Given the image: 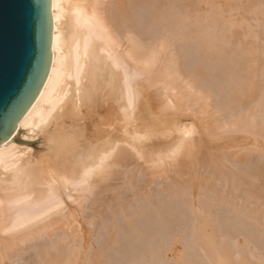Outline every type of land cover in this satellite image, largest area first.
<instances>
[{
    "label": "bare ground",
    "instance_id": "obj_1",
    "mask_svg": "<svg viewBox=\"0 0 264 264\" xmlns=\"http://www.w3.org/2000/svg\"><path fill=\"white\" fill-rule=\"evenodd\" d=\"M250 1L251 2L248 1L247 4H245L247 5L246 10H249L253 14V17L263 15L264 3L258 4L256 0ZM215 4H218V2ZM224 4L225 3H223L222 5ZM132 6L135 7V9L137 8L136 12L140 11L141 9L142 11H144L143 9L145 7L146 11L149 14H157L158 17L161 14L169 16L168 20L165 22V25L170 30L171 38L173 37V39H175L176 37L179 38L180 41L182 39L184 42H191V44L192 42H194L197 44L204 45L206 57L212 62L211 65L205 68H201V70L198 69L197 73H195L193 77L191 75L190 78L188 75V77H186L187 80L183 79L185 77V74L182 72V69L178 67L175 61V56L177 57V55L174 56L172 52V50H175L171 48L174 44L171 46L172 43L170 45L169 43H167L168 45L163 43L158 47L155 43H152L150 45L147 44L145 46L143 44V41L141 40L143 37L140 35V33L138 35H140L142 38L140 39L139 37H137L139 20H133L132 18V15L134 14L133 11V14H131L130 12V8ZM153 6L156 8V11ZM194 6V0H50V14L52 20L50 68L42 85V88L34 99L33 103L30 105L25 114L20 118V120L16 123V129L8 137L6 143L0 147V237H3V235H9L11 239V241H7L9 240V238H7L6 236L5 239L2 238L3 242L7 241L8 243H10H6L5 245H7V247H4V251H0V260H2L1 258L4 259L5 256L8 257L10 254L12 255V253H14H7L6 251L8 249L9 251H13L14 246L18 249V246L15 245V241L17 242L19 240H16L18 236V238H20V241L23 239V242L21 241V244L26 242L28 243V241L29 244H31V239L27 240L30 237L33 239L32 235H30L29 237V233L33 234L34 231L36 232L33 227L35 225L40 224V222L45 223L42 226L39 225L37 228L35 227V229L39 230V234H37L38 237L39 235L40 237H46V235H50V230L51 232L55 231L53 230L54 228L51 229L53 222L50 221V218L52 216L55 218L59 215L61 216V212L63 210H61V208L63 204L64 195H67V198L69 197L66 192L70 189L71 191H77L76 189H78L82 191L83 194L86 193L87 196L91 192L92 193L90 195H93L94 192L92 190L96 189L97 185L100 184L105 186L108 183L110 184L112 182L110 181V178L115 174L111 176V168L114 169L116 167L118 168L119 165H123L128 160L129 155H131V153L129 152H135L136 156L138 155L140 158H145L144 155H146V157L150 158V161L152 160L155 166L162 165L164 163V160L167 158H180V160L181 158H187L186 160H188L191 154L188 145V143H190V141L188 142L190 136L189 138H186V136L188 134H191V131L193 129H191L192 125L188 126L189 124H183V121L186 120L187 116L182 114L189 111L190 108H188L187 106L193 104L191 103L193 102L192 98H194V100H196V102L198 103L197 99H203V96H207L208 98H211L212 101L216 100V102L220 103V106L222 107H216L217 113H220L217 116L218 120H215V123L216 121H218L215 127L220 124H222L224 127L227 122L230 123L231 126L235 127L237 129L236 131H241L242 133L249 132V134L251 133L250 131L252 129L259 128V132L262 133L261 136L264 137V114L258 115V112H251V108L256 105V103H264V58H261L262 54L259 55L258 51H256L257 49H253L251 46H248L247 43H244L245 45L242 43H237L240 38L244 39L243 36H250L248 32L251 25L246 23L248 21H242L236 22L234 25L229 27L230 25L228 26L226 23V20L228 18L226 20H224L225 18H222L224 15H221L222 17H220V15L210 16L212 18L207 16H201V18L194 17L193 15L195 13V9L199 8L198 6L194 8ZM166 9H168V12L166 11ZM228 9L230 10V8ZM165 11L168 13V15L165 13ZM186 14H188L187 16H190V18H192L189 20L190 24L189 21H186L189 18H186V23L183 21V16H185ZM230 17L231 15L229 16V18ZM257 17H254V19L256 20ZM163 18L164 16H162V19H160L163 20ZM250 19L252 18L250 17ZM240 20H243L242 17L240 18ZM258 20L259 18L257 19V21ZM155 24L157 25L156 22ZM163 25L164 24H160L159 26ZM215 25H219L220 29L218 30L217 27L216 30V28H214ZM262 25L264 26V24H261V26ZM255 26H257V24ZM239 29H244L245 32H247V34L249 35ZM250 33L253 34L250 37L255 38L254 33ZM262 36H264V34ZM167 38L168 37L164 39L166 40ZM182 42H180V44ZM236 44L237 46L234 47ZM232 47H234L235 49H233ZM220 60L227 61L226 66H228L227 69L229 71V80L225 77L227 81L225 80L223 82H220L219 84L212 83L208 72L212 70L211 66H213V64L215 63H218V61ZM156 66H159V68H157ZM152 88H155L156 91H162L161 101H159L161 103L158 113L154 112V108L150 105V94H152ZM185 99H187L188 102L182 104L181 100ZM157 101H154V104H157ZM182 102L184 103L186 101ZM165 103L170 105L164 107L163 104ZM151 104H153V102H151ZM201 106L203 105L201 104ZM239 107L244 108L245 112L243 115H238V117L233 119L234 115L232 114V112H234V110ZM222 111L225 112V117H223ZM214 113L215 110L212 114ZM213 124H211L213 127L211 129L214 130ZM173 133L177 134V138L172 141V143L167 144L168 142H163V140L159 143L158 136L163 137L166 134ZM35 134L40 136L41 138V149L38 153H35L33 155L23 154L26 149L20 147V145H17L16 142L22 145H28L29 143L24 140L34 137ZM244 135L247 136V134ZM253 136L254 135H252V137ZM17 137L20 138V141L17 140ZM155 137H158L157 141L159 144L156 142L158 144H156L157 149L155 145V148L153 147ZM256 138H259V136ZM191 142V144L194 146L193 141ZM255 142L256 141H253L254 144ZM260 142L263 141H261L260 139ZM261 144L263 145V143ZM259 148L256 147V151L257 149L258 151H260ZM262 149H264V147ZM194 151L193 153H195ZM262 152L264 153V151ZM193 158L194 157L192 156V159ZM249 158L250 157H247V154H240L235 160L237 164L240 163V165L242 166H240L239 170L242 174H244L243 177L239 176V178L237 176V178L238 182H240V187L246 186L248 190L253 193V195H251L252 198L257 201L260 200L259 197L257 198L258 193L256 192L257 194L254 196L255 193L253 191L256 190V188L259 186L262 187L264 190V164L262 163L264 160L261 161L259 159L260 167H249L251 163L245 167V163ZM232 159L233 158H231V160ZM194 160H191V162ZM249 161L250 160H248V162ZM152 162L150 163L152 164ZM210 162H213V160L211 161V158ZM254 162L255 161H253V163ZM177 163H175V165H177ZM230 164L231 163H229V165ZM229 167L226 169H230ZM118 170L120 169L118 168ZM216 170L218 173L222 172L220 168H216ZM115 171H117V169ZM230 171L232 172V170ZM218 173L216 174L218 175ZM232 173L233 174L230 177H232L234 181H237V178L235 177L236 173L234 174V171ZM219 176H221V174H219ZM197 183L198 184H196V186L198 188V192L204 191V193H206L207 195L205 199L203 198L204 201L207 198L208 200L212 198L210 200V204L211 202L215 201L214 203L218 202L219 205H222L221 207L224 206L225 209H223L221 212L234 215V222H231L236 227H242L243 222H241V220H243V217L241 216L243 214V211H239L240 208L237 209L234 205L235 203H233L232 205L231 202L233 200L230 202V204L226 201V199H224L223 193L215 192L212 187H205L203 186L204 184H200L199 181ZM100 185L98 186L99 189L101 188ZM187 187L188 186H186V188L182 187L183 189H180V193L182 191L183 193H185L186 196L189 197ZM189 187L191 188V186ZM169 192L171 195L170 190ZM246 192L248 193V191ZM109 193L107 192V194ZM180 195H178V197ZM88 197L91 198V196ZM171 197L173 198L172 195ZM260 197L262 199L264 198L262 196ZM84 198L86 199V197H83V199H79L84 200ZM151 201L148 200L145 202H149L148 205L144 204V207L148 208H146V210H148L146 217L148 219H155L154 217L158 219L159 216H161V209L159 207V204H157L156 202L153 203ZM199 201L198 203H196V209L192 208L193 212L197 211L196 218L199 221V224H201L199 225L197 223L198 221H196V234L201 237V240L206 241L210 239L209 236L217 234L216 232L219 230H215L216 228L214 229V227L216 226L214 224V226H212L211 222L207 220L208 213L205 214L206 212H204L203 205L201 207L199 205ZM96 202L98 201L96 200ZM218 203L216 204L218 205ZM100 206L104 208H109V206L104 204L102 201L100 203ZM208 208L210 209V206ZM124 209L125 208L123 204H120V207L116 211L117 213H120L121 211H124ZM139 209H141V207ZM143 210L141 209L140 211L143 212ZM135 212L136 216L133 215L135 219H133L131 223L129 222V225H122V229L120 228V231L118 232L115 231L111 234L106 232L110 235H107L109 236L110 241L109 242L107 238V242H109V247L114 246L115 241L117 239L116 236L118 237L119 234H124L123 236L129 235L126 234L128 233V230L129 233L131 232V234H134L135 236H140L141 238L139 239V237H134L138 240V242L136 243L135 241L137 240H133V237H124V244L127 246V248L129 247V250L134 249V247L137 248L140 246L139 244H142V251H144V245H147L148 241L150 242L153 240L151 239L154 237L155 234L153 231L156 230L158 224L157 227L154 224H150L149 220L147 221V218H145V216L141 218L142 212ZM56 214L59 215L56 216ZM259 215L260 213L258 212V216ZM226 216L229 217V215ZM243 216L245 215L243 214ZM255 218H257L256 214ZM248 220H251L252 222V218L250 219L248 217ZM253 220H255L254 216ZM46 221H48V223H46ZM50 222L52 223V225L50 224ZM56 222L54 221V225L58 224V221ZM145 222H147L148 224H144ZM151 222L153 223V221ZM141 224L143 226L145 225V227H143ZM54 225L53 227L56 226ZM255 226L256 225H254V227ZM49 228L50 230H48ZM207 228L208 230H210V232L205 231ZM254 229L256 230V228ZM47 230L49 231V233ZM245 231L248 230L245 229ZM250 232L253 231L250 229L249 232H247L248 236L247 238L245 237L246 239L244 241V244H246V242L251 243L255 239L253 233ZM41 233H44L45 235H42ZM37 235L33 234V236L35 237ZM56 235L57 234L55 233V237ZM26 236H28L29 238H25ZM62 237L64 236L62 235ZM60 240L63 239L60 238ZM74 240L75 245L71 244V238V243L68 246L64 243L57 244L54 240L55 244H52V248L49 247L50 250L46 251L45 257L41 256L44 258L43 261L40 262L42 260L41 258V260L39 259V262L41 264H75L74 262H76L77 259L78 261H80L79 255L77 254L78 250L76 246V240L78 239L75 238ZM60 242L61 241H59L58 243ZM154 242L155 241H152L151 243ZM207 242L209 244V240ZM1 244L2 246H4L3 243ZM19 244L20 243H18V245ZM245 246H247V244ZM209 247H211V245ZM88 248L86 250H88ZM146 248L148 249L149 245L148 247L146 246ZM150 248H152V246H150ZM219 248H221L220 251L228 250L224 246ZM219 248H217L215 252L218 251ZM97 250L96 254H93V257L95 256V259H93L95 260V263L92 261L91 263L106 264V261L108 260H105V256L104 259L103 255L101 256V254L104 252H100V250ZM209 250V254L211 253V251L212 253L214 252L211 249ZM147 252V254L150 253L148 250ZM141 253H143V255H141L142 258L140 257V264H145L141 262L146 260V258L143 257L144 255H146V252ZM18 254L19 253H17V255ZM105 254L106 252L104 253V255ZM214 254L213 256H215ZM223 254L222 257H225ZM242 256L243 255H241V258ZM216 258L215 260H217ZM7 260H10V257L7 258ZM13 260L15 261V259ZM90 260L91 259H89L88 262ZM225 261L227 262V260ZM241 261L242 260H240V263ZM6 262L9 263V261ZM88 264H90V262ZM181 264H183V262Z\"/></svg>",
    "mask_w": 264,
    "mask_h": 264
},
{
    "label": "rangeland",
    "instance_id": "obj_2",
    "mask_svg": "<svg viewBox=\"0 0 264 264\" xmlns=\"http://www.w3.org/2000/svg\"><path fill=\"white\" fill-rule=\"evenodd\" d=\"M222 1L221 0H217V1L216 0H213V1L212 0H209V1L208 0H194V4H195L194 8H196L197 6L199 8H196L197 10L195 9V13L193 12L194 13L193 16L201 18V16L210 17V16L220 15V17H222L224 15L222 18L223 19L225 18L224 20H226L228 18L227 19L228 21L226 20V23L228 26L230 25L229 27L234 25L236 22L248 21L246 23L251 25L248 33L251 36L253 34L250 32H253L255 38H252L250 36L248 37L245 35V36H243L244 39L240 38L239 39L240 42L238 41L237 43H242V44L247 43L248 46H251L255 50L257 49L256 51H258L259 55L262 54L261 58H264V51H263L264 50V43H263L264 42V36H262L264 34V31H263L264 26L263 25L261 26V24H264V14L260 15L258 17L254 16L255 18L257 17V19L259 18L258 21H257V19L255 20L254 17L252 16L253 14L249 10H246L247 5H245V4H247L248 1L251 2L250 0H241V1L240 0H231L232 2L230 0H222ZM256 1L258 4L264 3L263 2L264 0L263 1L256 0ZM217 2H218V4H215ZM223 3H225V4L222 5ZM220 6H221V8H220ZM222 6H225V7H222ZM132 7L130 8L131 9L130 12H131V14H133V12H134V14L132 15L133 20L134 19L139 20V22H138L139 26H138V30H137L138 33L137 32L136 33H137V35L140 33V35L143 38L140 35H138V36L136 35V36L139 37L140 39L142 38L141 40L143 41V44L145 46L147 44L150 45L152 43H155L156 46H158V47H159V45H161L163 43L164 44L169 43V45L172 43L171 46L174 44L173 47H171V48L175 49V50L177 49V50L176 51L172 50V52H173L174 56L177 55V57L175 56V61L178 65V67H180L182 69V72L185 74V77L183 79H186V77H188V75H189V77L191 75L193 77L195 75V73H197L198 69L201 70V68H205V67H208L209 65H211L212 62L210 60H208L206 57L204 45L197 44L194 42H192V44H191V42H188V41L184 42L182 39L180 41V39L176 38V37H175V39H173V37L171 38L170 30L165 25V22L168 20L169 16L161 14L162 16H164L163 20H161L162 19L161 15H159V17H158L157 14H149L146 11L145 7L143 9L144 11H142V9H141L138 12H136L137 8L135 9V7H133L134 8L133 9ZM231 7H233V8H231ZM153 8L156 11V8L154 6H153ZM228 8H230V10ZM207 9H208V11H207ZM209 10H210V12H209ZM224 10H226V11H224ZM166 11L168 12V9H166ZM166 11H165V13L168 15V13ZM223 12L224 13L227 12V13L224 14ZM215 13H216V15H215ZM187 15L188 14L183 16L184 22H185L186 18L187 19L189 18L186 21H189L190 19H192V18H190V16H187ZM230 15H231V17L229 18ZM261 16L263 17V19ZM232 17H233V19H232ZM241 17L243 20H240ZM250 17L252 19H250ZM210 18H212V17H210ZM159 19H160V21H159ZM164 19H165V21H164ZM245 19H247V20H245ZM260 19H261V21H260ZM253 21H255V22H253ZM155 22L157 23V25L155 24ZM160 24L161 25L164 24V25L159 26ZM189 24H190V21H189ZM256 24H257V26H255ZM253 26H254V28H253ZM217 27L219 30L220 29L219 25H217V26L215 25L214 28H216V30H217ZM200 30H201V28H200ZM239 30H241L242 32H245L244 29H239ZM163 31H165V32H163ZM261 31H263V32H261ZM256 32H257V34H256ZM245 33L247 34V32H245ZM249 34H247V35H249ZM165 35H166V37H168L167 38L168 42H167V39L166 40L164 39V38H166ZM161 38H163V39H161ZM248 38H249V41H248ZM158 39H159V41H158ZM174 40H176L177 42ZM160 41H162V42H160ZM169 41H171V42H169ZM241 41H243V42H241ZM245 41H248V42H245ZM180 42H182V43L180 44ZM184 44H186V45H184ZM198 46H200V47H198ZM236 46H237V44L234 47H236ZM234 47H232V48L235 49ZM183 54H184V56H183ZM179 55H180V59L182 60V62L179 59ZM207 60H208V62H207ZM226 65H227L226 60L225 61L220 60V61H218V63H215V64H213V66H211L212 70H210V72H208V74L210 75L212 83L219 84L220 82L225 81L226 78L229 80V71L227 69L228 66H226ZM159 66L158 67L156 66V67L159 68ZM151 93L152 94H150L151 95L150 96V105L154 108L153 109L154 112L158 113L159 108H160V103H161L159 101H161L162 91L161 90L156 91L155 88H152ZM157 99H158V101H157ZM192 100H193V102H191V103H193V104H190V106H187L188 108H190L189 111L182 114V115L187 116L186 120H184L185 122L183 121V124L184 125L189 124L188 126L192 125L191 129H193L191 131V134H188L186 136V138H189V136H190V138L188 140V142L190 141V143H188V145H189V149L191 151V154H190L188 160H186L187 158H185V159L181 158L182 161L180 160V158H178V159L177 158H174V159L167 158L164 160V163L162 165L155 166L153 164L152 160L150 161V158L146 157V155H144L145 158H140L138 155L136 156L135 152H133V151L129 152V153H131V155H129V158L127 160L128 163L126 161L123 164L124 166L119 165L118 168L120 170H118L117 167L114 168L115 170L117 169V171H115L113 168H111L112 172L110 171L111 169L109 170L111 173V176L113 174H115L110 178L111 179L110 181H112L110 184L108 183L105 186L99 184L101 186L100 189L98 188L99 185H97V188L92 190L94 192L93 195H90L92 192L90 194H88V196H91L92 199L90 197H88L86 193L83 194V192L78 190V189H76L77 191H71V189L69 191H67L66 194H68L69 197L67 198L66 197L67 195H64L63 204H62V208H61V210L62 209L63 210L61 212L62 214L60 213L61 216L59 214H56V216L57 215H59V216L56 218L52 216L50 218L51 220L49 219L51 222H53V225H54V221L55 222L58 221V224H55L56 226L54 225L55 227H53L52 223L50 222V224L52 225V228L51 227L50 228L51 229L54 228L53 230H55V231L52 230L53 232H51V230L49 228L48 230H50V235L48 234V236L46 235V237L45 236L40 237V235H39V237H38L37 234H39V230L35 229V227L37 228L39 225L42 226L45 223V222H42V223L40 222V224L35 225L33 227V229L36 230V232H37L36 233L34 231L33 234L34 235L36 234L37 236L35 237V236H33L32 233H29V237H30V235H32L33 239L31 237L29 238L28 236L25 237V238H29L27 240L31 239L30 243L32 245L29 244V241H28V243L25 241L27 244L26 243L21 244V241L23 242V239L20 241V238H18L19 237L18 236L16 238V240L19 239L17 242L20 243L22 245V247L20 244L18 245V243L15 241V245L18 246V249L15 246L13 248V251H11V250L9 251V249H8L6 251L7 253L8 252H14V253H12V255L9 253L11 256L9 254H8L9 255L8 257L5 256L4 259H6V260L1 258L2 260H0V263L1 264H38V263L41 264L40 262H42L44 259L41 256L45 257L46 251H49L50 248H52V246H53L52 244H55V242H56L57 244H63L64 243L68 246L71 243L70 240L72 238L71 244L75 245L74 239L76 238V239H78V240H76V242H77L76 246H77V250H78L77 254L79 255L80 261H78V259H77V261L75 260L76 261V262H74L75 264H85V263L88 264L89 262H90V264H93V263H91V261L92 262L95 261V260H93V259H95V256L93 257V254L94 255L96 254L97 249H98L97 251L100 250V252L101 251H103L104 253L106 252L105 255H104V253L101 254V256L103 255V259L105 256V260L106 259L108 260V261H106V264H140V257H141V255H143V253H141V252H144V253L146 252V255L143 256L146 258V260L141 262V263H145V264H179V263L181 264L182 262H183V264H215L216 262H217L216 264H264V262H263V260H264V211H263L264 198L262 199L260 197V196L264 197V190L260 186L257 187L256 190H254V191L252 189V191L255 193L254 196L258 193L257 198L259 197L260 200L256 201L251 196V195H253V193L251 191H249L246 186L240 187V182H238L237 176L243 177L244 174H242L239 170L240 166H241L240 163L237 164L235 162V160L237 159V157L240 154H243V155L247 154V157H250L251 159L250 158L247 159V162L245 163V167L250 163L251 164L249 165V167H260L259 159L261 161L264 160V156H263L264 153L262 152V151H264V149H262L264 147V137L261 136L262 133L259 132V130H260L259 128L252 129L250 131L251 132L250 134H249V132H246V133L243 132L244 134H247V136H246L241 131H236L237 129L235 127L231 126L230 123H227V122L224 125V127L222 124L215 127L216 123H218V121H216V123H215V120H218L217 116L220 113V112L217 113L216 107L220 106V103L216 102V100L212 101V99L208 98L207 96H203V99H199V100L197 99L198 103L196 102V100H194V98H192ZM154 101H157V104H154ZM182 101H186V102L183 103ZM151 102H153V104H151ZM187 102H188L187 99L181 100L182 104H185ZM165 104H163L164 107H167L170 105V104L169 105L168 104L165 105ZM201 104L203 106H201ZM220 107H222V106H220ZM214 110H215V113L212 114L214 112ZM252 111H254L256 113L258 112L257 113L258 115L264 114V103L263 104H262V102L261 103L259 102L258 104L256 103V105H254L251 108V112ZM262 111H263V113H262ZM244 112H245L244 108H241V107L237 108L236 110H234V112H232V114L234 115L233 119L238 117V115H243ZM186 113H188V114H186ZM206 113H208V114H206ZM214 115H216V116H214ZM222 115H223V117H225V112H223ZM211 118L213 121L211 120ZM192 120H193V122H192ZM211 124H213L215 131L213 129H211V128H213ZM208 125H211V126H208ZM230 126H231V128H230ZM230 130H232V131H230ZM235 131H236V133L237 132H239V133L236 134ZM255 133H257V134H255ZM251 134L254 136L252 137ZM258 136L261 139V141H263V142H260V139L256 138ZM158 137H159V140H158ZM158 137H155L154 138L155 141L153 142V147L155 145L156 149H157V145L162 140H163V142L164 141L168 142L167 144L172 143V141H174L177 138V134H174V133L173 134H166L163 137H161V136H158ZM254 137H255V139H254ZM197 139H199V140H197ZM17 140L20 141V138L17 137ZM157 140L159 141V143ZM24 141H26L29 144L28 145H25V144L22 145L18 142H16V144L20 145V147H23L26 149L23 153L25 155H33L35 153H38L39 150L41 149V138H40V136H38L36 134L34 137L26 139ZM191 141H193L194 146L191 144L192 143ZM253 141H256L257 143L255 142V144H254ZM261 143H263V145ZM252 145H256V146H252ZM256 147L257 148L260 147L259 148L260 151H258V149L256 151ZM248 148H250V149H248ZM193 151L195 153H193ZM196 153H197V156H196ZM199 153H200V155H199ZM259 153L262 155H260ZM209 155H210L211 161L213 160V162H210ZM192 156L194 157L193 159H192ZM253 157H255V158H253ZM148 158H149V160H148ZM231 158H233V159L231 160ZM190 159L191 160L195 159V160L191 162ZM146 160H148V161H146ZM248 160H250V161L248 162ZM252 160L255 162L253 163ZM256 161H258V162H256ZM150 162H152V164ZM175 163H177V165H175ZM216 163H217V165H216ZM219 163H220V165H219ZM229 163H231L230 164L231 166L229 165ZM255 163H256V165H255ZM262 163L264 164V161ZM126 165H127V167H126ZM178 165H180V166H178ZM135 167L137 168V170ZM228 167L230 169H226ZM231 167H232V169H231ZM139 168H141V169H139ZM216 168H220V170L222 172L218 173ZM183 169H184V171H183ZM180 170H181V173H180ZM230 170H232V172L234 171V174L236 173L235 177L237 178V181H234L233 178L230 177L233 174ZM182 173H183V175H182ZM216 173H218V175ZM226 173H228V174H226ZM219 174H221V176H219ZM184 175H186V176H184ZM136 178H138L139 180ZM231 178H232V180H231ZM191 181H192V184H191ZM198 181L200 184H202V185L204 184L203 186H205V187L206 186H208L209 188L212 187L215 190V192L223 193L224 194L223 197H224V199H226V201L228 203H230L233 200L231 202L232 205H233V203H235L234 205L236 206V208L237 209L240 208L239 211L240 210H241V212L243 211L242 213L245 215V216H243V214H242V216H241V217H243L242 218L243 220H241V222H243L242 227H236L232 223V222H234V215L226 214L225 212H221L223 209H225L224 206L221 207L222 205H219V203L216 202V203H218V205H217L216 203H214L215 201L211 202V204H210V200L212 198L209 200L207 198L204 201V199L206 198L207 195H206V193H204V191L198 192V188L196 186V184H198L197 183ZM215 182H217V183H215ZM212 184H213V186H212ZM102 186H104V187H102ZM186 186H188L187 188H188L189 197L186 196L185 193H183L182 191L180 193V189H183L182 187L186 188ZM189 186H191V188ZM106 187H108L109 189ZM175 188H176V191H175ZM169 190L171 191V195L173 196V198L171 197ZM246 191H248V193ZM107 192L108 193L110 192V193L107 194ZM167 193H168V195H167ZM182 193H183V195H182ZM250 193H252V194H250ZM178 195H180L182 198L180 196L178 197ZM81 196L86 197V199L84 198V200H82L83 197H81ZM203 196H205V197H203ZM79 198H82V199L80 200ZM88 198H89V200H88ZM148 198H150V199H148ZM199 199H200V201H199ZM96 200L98 202H96ZM148 200H150V201L152 200L151 202H153V203L156 202L157 204H159V207L161 209L160 210L161 216H159L158 219H156V217H154L155 219L151 218L152 219L151 220V219H148L146 217L148 210H146L147 207H144V204L148 205L149 202L145 203ZM101 201L104 204L108 205L109 208L106 207L107 208L106 209V208L100 206ZM198 201H199V205L201 207L203 205L204 212H206L205 214L208 213L207 220L209 222H211L212 226H214V225L216 226V227H214V229L216 228L215 230H219L216 232L217 234L219 232L218 235L214 234L213 236H209L210 239L212 238L211 240L208 239L209 244L207 242L208 240L203 241V240H201V237L198 234H196L197 231H196L195 226L197 227V223L199 224V221L196 218V212L197 211L193 212V209H196V207H197L196 203H198ZM201 202H202V204H201ZM120 204H123L125 209H124V211L117 213L116 210L120 207ZM214 204H216V205H214ZM147 205H145V206H147ZM208 205L210 206V209L208 208L209 207ZM212 205L214 208L212 207ZM140 207L142 210L143 209H145V210H143V212L140 211L141 210V209H139ZM187 207H189V208H187ZM242 208H243V210H242ZM191 209H192V211H191ZM207 209H209V210H207ZM132 211L135 214H133ZM135 211L142 212L143 216L141 215V218L145 216V218H147V221L149 220L150 224H154L156 227L158 224V227L156 228V230L153 231L155 233L154 237L151 238V239H153L152 241H155V242L154 243H151L152 241L147 242V240H149V239H147L146 240L147 245H144V247H145L144 251H142V248H143V247H141V246H143L142 244H139L140 246L137 248L134 247V249L129 250L128 249L129 247L127 248V246L124 244L123 238L124 237L126 238L127 236H128L127 238L133 237L132 238L133 240H137L135 238H138V237H139V239H141V238H140V236H135L134 234H131V232L129 233V230H128V233H126V234H129V235L123 236L124 234L123 235L119 234L118 237L116 236L117 239L115 241L114 246L109 247L108 246V243L110 242L109 241V236H110L109 234L114 233L115 231L118 232V231H120V228L122 229L123 226H126L127 224L129 225L132 222V220L135 219L134 218V216H136ZM261 211H262V213H261ZM139 212H137V213H139ZM258 212L260 213L259 216H258ZM254 213L256 214L257 218H255ZM164 215H165V217H164ZM170 215H172V216H170ZM183 215H185V216H183ZM226 215H229V217H227ZM253 216H254L255 220H253ZM248 217L250 219L252 218V222H251V220L250 221L248 220ZM144 220H146V219H144ZM48 221H46V223H48ZM142 221H143V219H142ZM151 221H153V223ZM158 221H160V222H158ZM196 221H198V222L196 223ZM146 223L147 222H145L144 224H146ZM194 224H196V225H194ZM199 225H201V224H199ZM254 225H256V226L254 227ZM143 227H145V225ZM249 228L253 231L250 233H253L255 239L251 243L246 242L247 246H245L246 244H244V241L248 236L247 232H249V230H250ZM254 228H256L257 231ZM245 229H247L248 231H245ZM205 231L210 232V230H208V228ZM106 232L109 234H107ZM260 232H261V234H260ZM48 233H49V231H48ZM55 233L57 234L56 237H55ZM41 234L45 235L44 233H41ZM62 235L64 237H62ZM107 235H109V236H107ZM5 236L7 238H9V240H7V241H11L9 235H8L9 237L7 235H5ZM5 236L3 235V237H0L1 238L0 239V241H1L0 242V251H4V247L5 248L7 247V245H5V244L8 242L6 240H5L6 242L2 241L3 240L2 238H4V239L6 238ZM152 236H153V234H152ZM65 237H66V239H65ZM25 238H24V240H25ZM60 238L63 240H60ZM107 238H108L109 242H107ZM54 240H55V242H54ZM212 240H214V241H212ZM59 241H61V242L58 243ZM135 242L137 243L138 240ZM212 242L213 243L215 242V243L213 244ZM1 243H3L4 246H2ZM119 243H120V245H119ZM78 244H79V247H78ZM25 245H27V246H25ZM148 245H149V248L147 249L146 246L148 247ZM208 245L209 246L211 245V247H209ZM222 245L225 248H227L228 250H226V251L221 250L220 251L221 248H219V247H223ZM256 245H258V246H256ZM150 246H152V248H150ZM97 247H99V248H97ZM106 247H108V248H106ZM140 247H141V249H140ZM212 247H214V248H212ZM87 248H88V250H86ZM217 248H219V249H218V251L215 252V250H217ZM44 249H45V251H44ZM209 249L213 250L215 252V254H214V252L212 253V251L209 254V252H210ZM242 249H244V250H242ZM14 250L17 252H15ZM147 250L150 252L149 254H147L148 253ZM35 252H36V254H35ZM217 252H219V253H217ZM220 252L222 254L224 253L223 255L225 257H222V254ZM17 253H19V254L17 255ZM37 253H39V254H37ZM156 253H158V254H156ZM213 254L216 257L219 255L220 256V257L218 256L219 259H218V257L216 258L215 256H213ZM13 255L15 258L13 257ZM210 255H212V256H210ZM241 255H243L242 258H241ZM29 256H30V258H29ZM9 257H10V260H7V258H9ZM211 257H212V259H211ZM214 257L217 260H215ZM31 258H34V259H31ZM41 258H42V260H41ZM86 258L88 260L89 259H91V260L88 262V260ZM13 259H15V261ZM213 259H214V261H213ZM257 259H259V260H257ZM83 260H84V262H83ZM225 260H227V262ZM230 260H231V262H230ZM240 260H242L241 263H240ZM6 261H9V263Z\"/></svg>",
    "mask_w": 264,
    "mask_h": 264
},
{
    "label": "water",
    "instance_id": "obj_3",
    "mask_svg": "<svg viewBox=\"0 0 264 264\" xmlns=\"http://www.w3.org/2000/svg\"><path fill=\"white\" fill-rule=\"evenodd\" d=\"M51 37L50 0H0V147L42 88Z\"/></svg>",
    "mask_w": 264,
    "mask_h": 264
}]
</instances>
